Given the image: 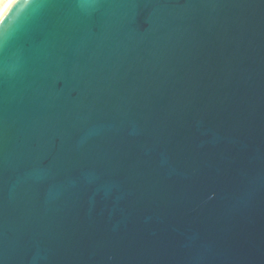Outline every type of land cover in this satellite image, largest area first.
Listing matches in <instances>:
<instances>
[{
  "label": "water",
  "instance_id": "1",
  "mask_svg": "<svg viewBox=\"0 0 264 264\" xmlns=\"http://www.w3.org/2000/svg\"><path fill=\"white\" fill-rule=\"evenodd\" d=\"M11 5L0 264H264V0Z\"/></svg>",
  "mask_w": 264,
  "mask_h": 264
},
{
  "label": "snow or ice",
  "instance_id": "2",
  "mask_svg": "<svg viewBox=\"0 0 264 264\" xmlns=\"http://www.w3.org/2000/svg\"><path fill=\"white\" fill-rule=\"evenodd\" d=\"M14 2H15V0H14ZM12 6L13 5L10 4L7 8H5L4 14L2 16H0V23H3L4 19H6L7 14H8V12L11 9ZM35 178H37V179H40L41 178V176L39 175V173L35 174Z\"/></svg>",
  "mask_w": 264,
  "mask_h": 264
},
{
  "label": "bare ground",
  "instance_id": "3",
  "mask_svg": "<svg viewBox=\"0 0 264 264\" xmlns=\"http://www.w3.org/2000/svg\"><path fill=\"white\" fill-rule=\"evenodd\" d=\"M13 0H0V16L4 13L5 8H7ZM5 4L7 5L5 7Z\"/></svg>",
  "mask_w": 264,
  "mask_h": 264
},
{
  "label": "clouds",
  "instance_id": "4",
  "mask_svg": "<svg viewBox=\"0 0 264 264\" xmlns=\"http://www.w3.org/2000/svg\"><path fill=\"white\" fill-rule=\"evenodd\" d=\"M7 5L5 4V7H6Z\"/></svg>",
  "mask_w": 264,
  "mask_h": 264
}]
</instances>
